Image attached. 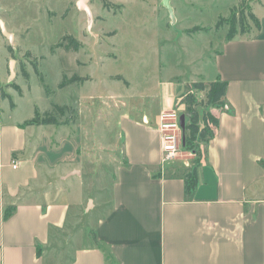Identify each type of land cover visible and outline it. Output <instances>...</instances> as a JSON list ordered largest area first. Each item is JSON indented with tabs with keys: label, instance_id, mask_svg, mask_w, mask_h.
I'll use <instances>...</instances> for the list:
<instances>
[{
	"label": "crops",
	"instance_id": "crops-1",
	"mask_svg": "<svg viewBox=\"0 0 264 264\" xmlns=\"http://www.w3.org/2000/svg\"><path fill=\"white\" fill-rule=\"evenodd\" d=\"M62 1L67 4L62 16L71 9L85 15L89 29L100 0ZM108 2L117 6L119 13L131 4L141 10L152 8L154 13L157 11L155 16L163 13V0ZM238 3L170 0L169 5L176 22H185L186 8L196 9L201 15L210 9L215 27L218 19L227 18ZM32 4L40 7L38 2ZM14 9L11 0H0V21L12 36L6 49L14 44L21 47L25 39L9 20ZM46 10L48 15H57ZM252 13L259 20V31L231 41L219 39V49L208 56L212 69L196 75L204 82L220 79L227 83V90L224 107L211 109L218 128L214 138L203 146L198 183L191 195L184 193L183 173L192 167L177 166L175 162L179 161L162 165L157 129L160 114L175 108L186 86L195 81L169 85V92L159 95L162 104L156 117L149 112L154 108L155 96L146 103L140 97V104L131 109L124 110L123 104L122 112L114 117L121 157L110 174L108 197L99 202L95 199L104 182L99 188L97 179L100 181L103 173L93 175L92 169L88 172L86 167L92 165L78 159L77 149L62 147L65 140L76 138L73 129L77 120L66 130L61 129L60 120L53 126H26L23 124L33 118L35 110L41 115L51 108L40 110L32 105L22 115L13 101L10 108L0 97V264H264L261 0L252 6ZM197 27L204 29L198 33L212 28ZM188 31L182 30V35ZM74 40L80 45L78 50L84 48L83 43ZM6 49L0 41V58L6 63L7 77L10 54ZM1 87L12 100L10 88L0 80ZM20 94L23 96L22 89ZM73 175L79 179L71 184ZM90 176L95 178L91 180ZM85 180L96 182L94 190L90 183L84 187ZM5 211L12 213L7 219Z\"/></svg>",
	"mask_w": 264,
	"mask_h": 264
},
{
	"label": "rangeland",
	"instance_id": "rangeland-1",
	"mask_svg": "<svg viewBox=\"0 0 264 264\" xmlns=\"http://www.w3.org/2000/svg\"><path fill=\"white\" fill-rule=\"evenodd\" d=\"M245 1L251 9L253 5L260 4V0ZM261 1L264 5V0ZM29 2H38L40 7ZM11 4L15 5V9L9 20L17 32L25 34V39L21 47L12 44L14 55L10 54L7 58L8 79L6 63L0 58V80L6 86L14 85L22 89L23 96L12 87H7L10 88L11 101L22 115L32 105L40 110L50 109L52 104L68 108L59 118L61 129L72 128L77 120L73 129L77 141L72 137L70 141L65 140L62 147L77 149L78 159L92 165L91 168L86 167L88 172L92 169L93 175L100 171L103 173L99 177L101 180L97 179L99 188L104 182L103 189L101 193L97 192L95 200L105 201L112 182L110 174L113 165L121 157V141L119 143L117 139L119 129L114 117L122 112L123 104L126 105L124 110L131 109L140 104V97L145 98L146 103L155 96L154 108L149 112L156 117L162 104L159 95L169 92V85L204 82L196 75L212 69L209 52L219 49V39L226 37L227 27L219 30L212 27L214 20L210 9L201 15L196 9L186 8L185 22H176L175 15L171 17L163 6L160 7L163 13L155 16L157 11L154 13L152 8L141 10L131 4L119 13L115 9L103 8L100 2L99 8L94 7L91 26L87 29L88 17L85 15L71 9L65 17L62 16L67 7L62 0H11ZM46 9L57 15H48ZM97 9L98 14L95 13ZM6 17L4 20H7ZM197 26L212 28L207 32L182 35V30ZM67 35L83 43L84 48L72 51L59 47ZM0 41L6 49L7 40L0 36ZM208 42H212L211 45ZM26 52H30V59L24 57ZM30 60L36 62L40 75L35 74ZM21 66L28 72L29 79L21 76ZM74 76H88L91 80L69 83ZM62 82L66 85L59 88ZM201 97L199 95V99ZM5 102L11 108L9 100ZM173 109L183 115L185 124H188L184 105ZM84 129L86 132H83ZM203 146L199 145L201 157L194 151H187L188 166L180 160L175 164L191 168L198 158L199 162L203 158ZM94 178L90 176L91 180ZM76 179L79 177L71 176L70 183L74 184ZM89 183L94 190L96 182L93 181L85 180L84 187ZM107 186L108 189L105 188Z\"/></svg>",
	"mask_w": 264,
	"mask_h": 264
},
{
	"label": "trees",
	"instance_id": "trees-1",
	"mask_svg": "<svg viewBox=\"0 0 264 264\" xmlns=\"http://www.w3.org/2000/svg\"><path fill=\"white\" fill-rule=\"evenodd\" d=\"M102 2L103 8L105 9H115L117 6L111 4L107 0H100ZM221 27H227L226 41H231L237 36H245L250 33L258 32L260 29L259 20L252 13V9L245 0H239L238 6L230 10V14L227 18H219L215 29L219 30ZM198 31H204L202 28H193L187 33H193ZM63 44L65 42L68 45L59 44V47H64L67 50L77 51L79 48V43L75 41L70 36L63 37ZM7 51L12 56L14 55V50L11 47H7ZM24 57L26 59L31 58L30 52H26ZM30 65L33 64L35 74L40 75L36 62L30 60ZM21 76L24 79H29V74L21 66L19 68ZM87 80L86 78H79L77 76L72 77L69 83H79ZM66 85L65 82L59 86L63 88ZM12 87L13 90L21 93V90L17 86H6ZM227 90V83L218 79L214 82H196L186 86V91L178 97L176 107L184 105L185 113L188 118V124H185L182 128L183 144L182 149L184 151H194L198 157H201L199 151V145L208 144L215 136V132L218 128V119L211 113V109H221L225 105V96ZM199 95L202 96L199 99ZM1 99L9 100L11 107H13L11 98L4 92V88H0ZM68 108L61 107L58 105H51V110L49 112H44L39 114L37 110L34 112V116L31 120L26 121L23 125H44L53 126L58 124L59 118L62 117ZM196 165L192 166L189 171L183 173V183H184V193L185 195H191L195 190L198 177H197V167H199V158L196 160ZM12 211V210H11ZM11 212L5 211L4 219L11 216ZM95 239V236L93 235Z\"/></svg>",
	"mask_w": 264,
	"mask_h": 264
},
{
	"label": "built area",
	"instance_id": "built-area-1",
	"mask_svg": "<svg viewBox=\"0 0 264 264\" xmlns=\"http://www.w3.org/2000/svg\"><path fill=\"white\" fill-rule=\"evenodd\" d=\"M176 111V109L165 111L159 116L157 130L160 135L161 163L162 165H167L180 160L183 162V165L188 166L187 161L189 160L185 157L187 151L182 149L183 135L179 121L181 115ZM15 167L14 165L13 168Z\"/></svg>",
	"mask_w": 264,
	"mask_h": 264
},
{
	"label": "water",
	"instance_id": "water-1",
	"mask_svg": "<svg viewBox=\"0 0 264 264\" xmlns=\"http://www.w3.org/2000/svg\"><path fill=\"white\" fill-rule=\"evenodd\" d=\"M170 0H163L162 2V6L164 8H166L168 10V12L170 13V15L172 16V10L170 8ZM0 34L6 39L8 40L9 42L12 41V36L6 31L5 27H4V24L0 21ZM179 121H180V126L181 128H184L185 126V117L182 115L180 116L179 118Z\"/></svg>",
	"mask_w": 264,
	"mask_h": 264
}]
</instances>
